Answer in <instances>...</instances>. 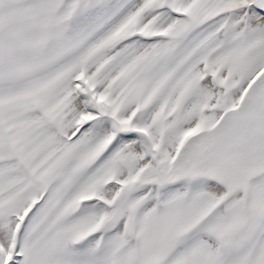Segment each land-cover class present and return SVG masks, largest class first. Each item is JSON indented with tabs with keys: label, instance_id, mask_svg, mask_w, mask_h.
I'll return each mask as SVG.
<instances>
[{
	"label": "snow or ice",
	"instance_id": "snow-or-ice-1",
	"mask_svg": "<svg viewBox=\"0 0 264 264\" xmlns=\"http://www.w3.org/2000/svg\"><path fill=\"white\" fill-rule=\"evenodd\" d=\"M0 264H264V0H0Z\"/></svg>",
	"mask_w": 264,
	"mask_h": 264
}]
</instances>
